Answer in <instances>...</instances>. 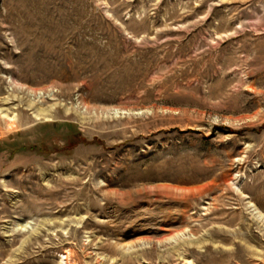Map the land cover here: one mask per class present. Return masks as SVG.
I'll return each mask as SVG.
<instances>
[{
  "label": "rangeland",
  "instance_id": "374dc122",
  "mask_svg": "<svg viewBox=\"0 0 264 264\" xmlns=\"http://www.w3.org/2000/svg\"><path fill=\"white\" fill-rule=\"evenodd\" d=\"M0 264H264V0H0Z\"/></svg>",
  "mask_w": 264,
  "mask_h": 264
},
{
  "label": "bare ground",
  "instance_id": "6f19581e",
  "mask_svg": "<svg viewBox=\"0 0 264 264\" xmlns=\"http://www.w3.org/2000/svg\"><path fill=\"white\" fill-rule=\"evenodd\" d=\"M43 113H44V112H43ZM41 115H44V114H41ZM11 125H13V124H11ZM11 125H10V126H11ZM13 126H14V125H13ZM27 227H28V225H24V226H22V227H21V229H20V230H26V229H27ZM27 230H28V229H27Z\"/></svg>",
  "mask_w": 264,
  "mask_h": 264
}]
</instances>
